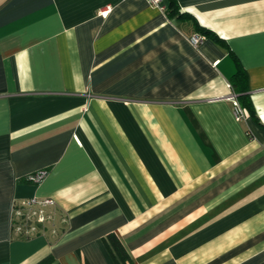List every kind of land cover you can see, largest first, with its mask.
Wrapping results in <instances>:
<instances>
[{"label": "crops", "instance_id": "1", "mask_svg": "<svg viewBox=\"0 0 264 264\" xmlns=\"http://www.w3.org/2000/svg\"><path fill=\"white\" fill-rule=\"evenodd\" d=\"M174 1L0 0V264H264V0Z\"/></svg>", "mask_w": 264, "mask_h": 264}, {"label": "trees", "instance_id": "2", "mask_svg": "<svg viewBox=\"0 0 264 264\" xmlns=\"http://www.w3.org/2000/svg\"><path fill=\"white\" fill-rule=\"evenodd\" d=\"M165 11L167 14L171 15L173 13L176 14V16H184L188 15L186 12H183L179 9L177 3L174 0H169L168 4L165 8ZM205 37V33L208 32V30L203 26H198L197 28ZM237 68L234 74L230 78V84L233 88V91L236 95L237 101L239 105L246 111V112H253V107L251 105L250 99L247 94V74L244 70V68L241 66L239 61L236 62ZM46 172V170H45ZM33 174V173H32ZM27 180L32 181L29 178V175L26 177ZM13 208L16 210L19 208V203H15ZM16 221H14V224ZM14 226V225H13ZM29 226V225H27ZM15 227V226H14ZM21 235V234H19ZM103 243L111 256L113 257L116 264H120L118 260L121 262V264H130L131 259L129 257V254L125 250L122 242L118 238V236L114 232H109L104 238ZM53 260L52 255H47L34 264H49Z\"/></svg>", "mask_w": 264, "mask_h": 264}, {"label": "built area", "instance_id": "3", "mask_svg": "<svg viewBox=\"0 0 264 264\" xmlns=\"http://www.w3.org/2000/svg\"><path fill=\"white\" fill-rule=\"evenodd\" d=\"M150 4L154 5V6H157L161 9H164L166 8V5L164 3V0H147ZM108 10H105V11H102L101 13L103 14H106ZM205 38V36L201 33H195V34H192L190 37H189V41L193 44V45H197L199 44L203 39ZM227 99H229L232 103V107H233V113H234V116L237 118V119H241L246 111L239 105L238 101H237V98H236V95L235 93H230L226 96ZM45 170H40L36 173H33V174H30L29 175V178L31 180H34V181H39L43 178V176L45 175ZM54 204V201L52 198L50 197H44V198H38V197H35V196H32V197H29L27 199H23L21 202H19V205H24V206H28V207H31L32 210L30 211L32 214H36L37 217H36V221H39L41 222L44 218V210H45V207L48 206V205H53ZM18 213V210L16 209L15 210V215ZM29 217V216H28ZM29 220V219H27ZM29 225V226H27ZM31 227L30 223H15V230L17 231V233H20V234H28V230L29 228Z\"/></svg>", "mask_w": 264, "mask_h": 264}, {"label": "rangeland", "instance_id": "4", "mask_svg": "<svg viewBox=\"0 0 264 264\" xmlns=\"http://www.w3.org/2000/svg\"><path fill=\"white\" fill-rule=\"evenodd\" d=\"M17 210L18 213L15 215V221L17 223H30L31 227L29 228L28 232H35L37 230V227L35 225L37 215L30 212L32 208L24 205H19V208H17ZM44 212V218L41 223L45 224L46 230L52 232L53 234H57L61 229V225H63V221L61 222L57 217L51 216L50 213H47L45 210ZM15 232L17 231L15 230Z\"/></svg>", "mask_w": 264, "mask_h": 264}]
</instances>
